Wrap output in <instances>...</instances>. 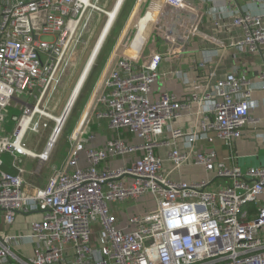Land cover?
<instances>
[{
	"label": "built area",
	"instance_id": "2783aa9c",
	"mask_svg": "<svg viewBox=\"0 0 264 264\" xmlns=\"http://www.w3.org/2000/svg\"><path fill=\"white\" fill-rule=\"evenodd\" d=\"M248 1L264 5V0ZM99 5L97 0H0V264H264V164L231 166L215 151L196 150L195 145L220 141L233 150L246 129L259 123L251 117L252 79L236 71L221 77L210 72L205 82L193 84L201 93L183 100L166 90L153 91L171 76L192 87L182 71L164 68L181 58L195 37L224 47L205 51L201 69L230 51L237 57L259 55L264 61V10L232 11L228 18L207 24L205 0H165L143 49L135 57L125 52L110 56L94 87L89 120L82 127L104 121L117 136L101 148H88L80 127L64 166L46 187L32 194L25 190V169L17 156L48 161L62 129L57 133L55 124L45 155L26 149L20 126L35 105L16 94L37 99L41 93L40 107L48 92L57 91L80 45L84 18L104 12ZM226 32L230 41L222 46L219 34ZM259 79L264 88V69ZM13 101L23 113L12 116L15 125L8 132L4 125ZM195 104L199 129L186 133L173 128ZM43 114L49 115L42 111L37 116ZM36 118L29 131L39 133ZM181 139L188 151L179 149ZM163 148L169 149V171L158 154ZM5 154L13 159L16 173L5 170ZM111 160L123 165L112 167ZM191 166L202 167L206 179L172 177ZM144 197L153 199L156 211L144 208L120 227L114 206L116 211ZM33 213L39 219L25 230H13L19 215ZM26 241L33 244L31 255L20 249Z\"/></svg>",
	"mask_w": 264,
	"mask_h": 264
},
{
	"label": "crops",
	"instance_id": "0c3cea01",
	"mask_svg": "<svg viewBox=\"0 0 264 264\" xmlns=\"http://www.w3.org/2000/svg\"><path fill=\"white\" fill-rule=\"evenodd\" d=\"M100 5L104 8L110 9L112 6H116L118 0H97ZM115 1V4H114ZM207 6V15L211 16L215 21H221V18H228L232 11H251L253 13L261 14L264 10V5H255L248 0H236L233 3H230L226 0H205ZM127 0L124 1L121 10H123L126 6ZM144 0H134L129 9V15L127 19L123 23L122 29L119 32V36L117 37L121 41L123 40L125 34L128 32L130 25L136 18H139L142 21H145L148 26L145 30H141L139 32V37L143 41H147L153 27L158 19L159 13L164 8L163 1H159L158 3L153 4L151 0H148V3L144 7V10L140 11ZM120 10V12H121ZM144 15V16H143ZM228 22V20H226ZM206 22V20H205ZM207 23V22H206ZM209 24V23H207ZM232 34H235L234 31H231ZM212 34L213 33L212 31ZM230 33H220V41L223 43L222 46L228 45L230 41ZM197 39L204 41L208 46L199 49V43L197 41L196 45L193 47L192 43H194ZM120 41V43H121ZM220 42V43H221ZM119 43V45H120ZM119 45L112 52L111 56L119 52ZM217 46V47H216ZM214 42H207L203 40V37H195L189 45L186 47L183 52L181 58H173L172 61H169L165 64V70H175L182 71L185 74V78L191 83L192 87H185L183 82L180 81L176 77H168L164 79V82H161L160 85H156L153 89L154 93L157 94L163 90L174 93L178 96L179 99L183 100L191 93H201V87H194L193 84H202L208 79L210 72L216 71L217 76H224L228 72L236 71L240 73V75H248L249 78L253 81V102L254 108L251 111V117L254 119H259V123L256 125H251L248 127L243 135V138L239 140L233 150H229L226 148L220 141H216L213 144H209L205 141H198L196 145V150H207V151H215L218 154L219 159L227 160V163L231 166H240L243 169H246L251 166H259L264 164V88L262 87L263 82L259 79V75L264 69V61L259 55L250 56V57H237L232 55L233 52L227 53L224 56L217 57V61L211 66L201 69L199 68V64L204 58V52H210L215 48L221 49L224 47L219 46ZM226 47V46H225ZM143 48H134L133 54L139 53ZM193 51V52H192ZM224 51V50H223ZM192 52V53H191ZM149 52H146L148 54ZM222 50L220 54H222ZM185 66V68L183 67ZM32 97L22 98L21 101L26 103H30ZM34 98V97H33ZM89 98V102H90ZM88 101L86 102V107L84 112L87 110ZM81 114V117L77 121L76 125L73 126L69 133V141L71 143L72 137L77 136L79 132V128L82 127L86 117L85 113ZM84 118V119H83ZM83 120V121H82ZM200 114L199 107L197 104L193 105L190 110L183 111L182 116L173 122V128H178L184 130L186 133L193 132L199 129L200 125ZM82 123V124H81ZM81 135H83V139L86 140L85 144L88 148H101L106 142L112 138H115L117 134L114 131H111L107 122H98L91 121L88 126H83L80 130ZM169 136V133H167ZM122 137L133 140L131 136L126 133H122ZM179 149L182 152L188 151L185 146L183 139L178 141ZM71 148V144H70ZM45 148L43 149V151ZM43 151H40L36 154H42ZM169 149L163 148L158 150L159 156L165 159V171H169L171 169L170 163L167 161ZM66 159V158H65ZM65 159L63 162H54L51 163V156L48 161L42 162L39 159H30L26 158L25 163L21 164L22 168L25 169L24 180H25V190L28 194H32L36 189H42L46 187L50 178L54 175L56 171L61 169L64 166ZM82 165L85 166L84 156H82ZM112 167H118L123 165V161L111 160L108 163ZM47 165V169L50 171L46 175L40 172V176L37 177L38 184H34L33 177L39 172L44 166ZM16 173V172H12ZM207 176L204 169L202 167H185L181 170L180 173H174L172 175L173 178L177 180H183L186 182H190L191 180H199ZM141 200L138 202H129L122 206H118L114 213L119 219V225L122 228L128 226V219L132 215L136 213H142L144 208L142 207ZM122 208V209H121ZM128 209L129 211L126 213L123 210ZM39 219V214L33 213L29 216L19 215L17 219V224L14 226L13 230L21 231L27 228V224L31 221ZM33 244L31 241H26L24 244L20 245V249L24 250L27 255H31Z\"/></svg>",
	"mask_w": 264,
	"mask_h": 264
},
{
	"label": "rangeland",
	"instance_id": "374dc122",
	"mask_svg": "<svg viewBox=\"0 0 264 264\" xmlns=\"http://www.w3.org/2000/svg\"><path fill=\"white\" fill-rule=\"evenodd\" d=\"M134 0H127L126 6L121 12L119 13L117 20L115 22V25L107 38L104 47L102 48L94 67L92 68V71L88 77V80L86 81L81 94L79 95L71 113L68 116V119L65 123V126L63 128L62 134L56 141L54 148L51 151V163L53 164L54 162H63V160L67 157L68 152L70 151V141H69V133L70 130L73 126L76 125L77 121L81 117V114L84 112L86 105V102L89 100V98L92 97L94 93V87L98 85L97 82H99V79L102 77V73L104 72L106 68V64L112 54V52L115 50L116 47H118L121 39L119 40L117 37L119 36V32L122 29L123 23L127 19V16L129 15V9L130 6L132 5ZM100 4V3H99ZM115 4V1H114ZM102 7L101 5H99ZM104 12H99V11H94L91 15L88 17L86 16L84 18L83 23L85 24L86 20V27L84 31L79 34L78 38L80 40V45L75 49L73 52L72 58L69 59V67L65 71L61 83L58 86L57 91L53 94L50 95L48 92L40 104V109L41 111L52 115V116H61L63 112L65 111V107L68 104L67 102L69 101L73 90L78 82L79 76L81 72L83 71L84 67L87 64V61L89 60L91 53L97 43V40L108 20V17L106 16V13L110 12L112 8L107 9L102 7ZM101 8V9H102ZM144 16V15H143ZM87 18V19H86ZM207 23H214L215 19H213L211 16H207L206 18ZM132 31V35L129 38V41L127 42V48H125V53L127 54L128 47L132 44L135 36L137 35L135 31ZM44 41L50 40L48 37H43ZM199 43V49L204 48L205 46L207 47L208 45L204 43V41H201L200 39H197L194 43H192V46L194 47L196 43ZM126 45V44H125ZM132 46V45H131ZM193 52V51H192ZM191 52V53H192ZM128 55V54H127ZM133 57L137 55L136 54H130ZM71 60V61H70ZM185 68V66H183ZM102 83L99 85L97 92L99 91ZM96 92V94H97ZM40 94H38V98H31L30 100V105H37L38 100L40 98ZM95 94V96H96ZM16 97L18 99L25 98L24 94L18 92L16 94ZM15 101H13L12 105L9 107V114L7 115V121L4 125V128L8 131L11 132L15 123L12 121V116H17L20 117L23 113L21 112V106L15 107ZM88 101V105H89ZM88 108V107H87ZM90 110V107H89ZM88 109L84 112L85 116L87 115ZM84 119V118H83ZM36 121H39L41 123V129L39 133H34L32 131H29L27 133L26 139L24 141V146L26 149L34 152V153H39L40 151H43L44 148H46L49 137L52 133V130L55 126V123L41 117L40 115L37 116ZM83 121V120H82ZM47 124L48 127L44 128V125ZM82 124V123H81ZM80 129V128H79ZM4 163H5V170L8 172H16V170L11 168V164L13 159L8 156V155H3L2 156ZM19 158V162L22 164L25 163V157L23 156H17ZM20 164V165H21ZM43 170V171H42ZM42 171L43 175H46L48 172H50L47 169V165L44 166L39 172H37L34 177V184H38L37 177L40 176V172ZM206 176L204 178H201L199 180H191L190 182H197L201 180H205ZM143 203L142 207L147 208L151 213H154L156 211V207L154 204V201L151 197H144L141 199V204ZM122 209V208H121ZM124 212H128V209H124ZM2 230V229H1Z\"/></svg>",
	"mask_w": 264,
	"mask_h": 264
},
{
	"label": "bare ground",
	"instance_id": "6f19581e",
	"mask_svg": "<svg viewBox=\"0 0 264 264\" xmlns=\"http://www.w3.org/2000/svg\"><path fill=\"white\" fill-rule=\"evenodd\" d=\"M125 0H118L117 1V4L116 6H114V8L106 13V16L108 17V20L97 40V43L91 53V56L89 58V60L87 61V64L86 66L84 67L83 71L81 72L80 76H79V79H78V82L73 90V93L69 99V101L67 102L68 104L66 105L65 107V111L63 112V114L61 116H52L49 115H45L43 114V117H46L47 119H50L51 121H53L56 126L55 128L57 127V133L59 131H63V128L65 126V123L68 119V116L69 114L71 113L79 95L81 94V91L86 83V81L88 80V77L92 71V68L94 67L95 65V62L102 50V48L104 47V44L107 40V38L109 37L114 25H115V22L117 20V17L120 13V10H121V7L123 5ZM153 4L155 3H158L159 1H163L165 2V0H151ZM148 24L145 22V21H142L140 20L139 18H136L133 23L130 25V28L128 29V32L125 34L123 40L121 41L120 45H119V52L117 53L116 56H119L121 53L125 52V48H127V44H126V37L127 35H129L130 31L133 29V31L136 32V36L132 42V46L130 45L128 47V51H127V54H133V49L134 48H143V45L145 43V41H143L140 37H139V32L141 30H145L147 28ZM126 44V45H125ZM115 56V57H116ZM132 56V55H131ZM99 94V91L97 92L96 96ZM41 109L40 107L38 106H35L34 107V110L31 111L30 115L26 116V118H24L23 122L21 123V126H20V130H21V136L22 137H26L27 136V133L29 132V128H30V122L32 119L36 118L37 114L41 113ZM54 128V129H55ZM56 133V134H57ZM62 134V132H61ZM55 137V136H54ZM77 136H75L76 138ZM55 140V138H54ZM47 153V152H46ZM45 151L44 153H42V155L46 154ZM33 154H36L33 152ZM41 155V154H40Z\"/></svg>",
	"mask_w": 264,
	"mask_h": 264
},
{
	"label": "water",
	"instance_id": "95a60500",
	"mask_svg": "<svg viewBox=\"0 0 264 264\" xmlns=\"http://www.w3.org/2000/svg\"><path fill=\"white\" fill-rule=\"evenodd\" d=\"M148 3V0H144L142 7L140 8V11L144 10V7L146 6V4ZM132 35V31H130L129 35H127L126 37V44L129 41L130 36ZM89 117L86 118V123H88Z\"/></svg>",
	"mask_w": 264,
	"mask_h": 264
}]
</instances>
